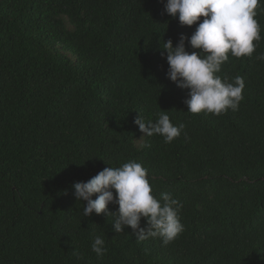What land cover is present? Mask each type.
<instances>
[{"label":"trees","instance_id":"16d2710c","mask_svg":"<svg viewBox=\"0 0 264 264\" xmlns=\"http://www.w3.org/2000/svg\"><path fill=\"white\" fill-rule=\"evenodd\" d=\"M165 4L0 0V264H264V0L256 51L229 54L218 73L245 82L238 110L219 116L187 112L190 90L167 77L162 43L197 25ZM161 109L185 124L181 135L138 141L135 121ZM129 161L147 169L155 197L183 204L184 231L167 246L116 233V204L85 217L74 196L76 182Z\"/></svg>","mask_w":264,"mask_h":264},{"label":"clouds","instance_id":"9594fccd","mask_svg":"<svg viewBox=\"0 0 264 264\" xmlns=\"http://www.w3.org/2000/svg\"><path fill=\"white\" fill-rule=\"evenodd\" d=\"M260 3L261 0H166L168 15L173 19L178 17L183 26L197 25L190 38L181 35L175 46L171 39L161 45V55L166 53L169 65L168 79L177 87L190 90V98L185 100L187 112L219 116L229 109L238 110L243 99L244 79L237 75L230 82L218 73L229 60V54L241 58L250 57L256 51L261 40L256 19ZM201 17H204L202 21ZM186 41L200 51L190 53ZM256 59L264 61V54ZM135 123L144 134L138 141L159 135L166 144L178 138L185 128L184 123L174 125L168 111L162 109L155 122H146L140 115ZM73 188L76 200L86 202L83 203L85 217L108 212L109 204L118 205V213H109L115 217L116 233L130 227L138 241L159 237L167 246L184 231L179 216L183 204L168 192L155 197L147 169L136 161L106 167L89 181L76 182ZM94 195L96 198L92 199ZM142 218L147 222L146 229L140 226ZM92 251L97 257L105 254L102 236H94Z\"/></svg>","mask_w":264,"mask_h":264}]
</instances>
